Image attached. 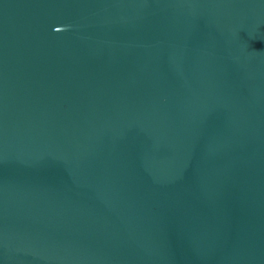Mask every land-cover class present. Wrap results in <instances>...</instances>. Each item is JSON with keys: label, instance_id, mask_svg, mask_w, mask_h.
<instances>
[{"label": "water", "instance_id": "1", "mask_svg": "<svg viewBox=\"0 0 264 264\" xmlns=\"http://www.w3.org/2000/svg\"><path fill=\"white\" fill-rule=\"evenodd\" d=\"M0 264H264V0H0Z\"/></svg>", "mask_w": 264, "mask_h": 264}]
</instances>
